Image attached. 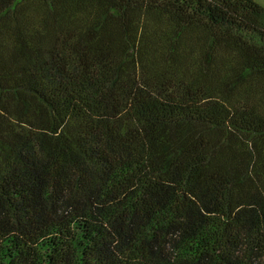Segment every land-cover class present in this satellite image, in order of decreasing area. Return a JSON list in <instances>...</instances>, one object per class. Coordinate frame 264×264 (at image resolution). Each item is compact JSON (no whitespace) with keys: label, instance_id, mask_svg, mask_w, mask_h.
<instances>
[{"label":"trees","instance_id":"trees-1","mask_svg":"<svg viewBox=\"0 0 264 264\" xmlns=\"http://www.w3.org/2000/svg\"><path fill=\"white\" fill-rule=\"evenodd\" d=\"M0 264H264V6L0 0Z\"/></svg>","mask_w":264,"mask_h":264},{"label":"rangeland","instance_id":"rangeland-1","mask_svg":"<svg viewBox=\"0 0 264 264\" xmlns=\"http://www.w3.org/2000/svg\"><path fill=\"white\" fill-rule=\"evenodd\" d=\"M255 1H257L259 4L264 6V0H255Z\"/></svg>","mask_w":264,"mask_h":264}]
</instances>
